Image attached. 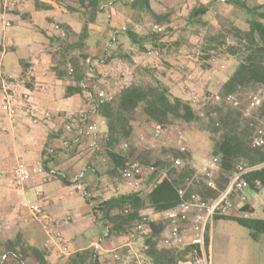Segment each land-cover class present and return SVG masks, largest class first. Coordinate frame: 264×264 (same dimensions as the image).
<instances>
[{
  "label": "crops",
  "instance_id": "obj_1",
  "mask_svg": "<svg viewBox=\"0 0 264 264\" xmlns=\"http://www.w3.org/2000/svg\"><path fill=\"white\" fill-rule=\"evenodd\" d=\"M163 1L173 8V18L168 23V28L171 26L173 29L170 35L156 39L139 32V29L143 31L142 24L139 23L140 20L133 18V10L119 11L117 2L107 11L111 28L110 25L105 27L98 18L92 22L79 20L63 7L60 11L58 5L51 0H41L43 3H38L37 6L35 3L23 5L21 9L25 10L26 15L12 19L16 24L11 27H5L0 21V62L4 83H0L1 263L5 261V264H38L30 251L25 255L23 262L18 261L15 255L7 253V243L20 237V242L25 246L34 245L46 250L49 264H67L70 257L84 250L94 251L99 264H117L113 256L115 250L121 248L130 249L135 253L132 264H153L142 251V238L131 239L129 233L113 234L110 232L113 224L93 216L88 201L91 197L107 199L134 190L121 180L120 189L116 192L113 181L118 175L112 176V171L99 164L102 150L89 147L78 138L76 131L65 130L67 123L80 120L82 114L89 112L93 113V118L101 125V140L107 135L106 119L93 112L89 92L77 90L82 83L80 78L85 76L88 81L91 77L97 79L98 72L111 71V62L118 59L123 62L127 58L131 63H137L143 72L154 73L159 70L165 85L174 95L181 98L189 99L191 88L195 86L194 82L209 89L217 85L214 91L219 92L241 60L239 55L226 51V46L225 57L218 60H213L211 56L207 60L200 59L199 55L190 50V47H200L201 40L197 36L199 26L205 28L208 34L211 28L220 27V16L212 17V14L217 13L218 5L221 6V16L228 12L227 16L230 18H234L232 15H245V10L236 4L237 1L245 2L251 7L261 5L264 10V0H227L228 3H213L210 0H152L153 10L162 18ZM2 5L3 0H0V9ZM200 7L207 8V12L194 17L193 9ZM226 18L221 17L222 20ZM57 21L73 33L70 39L65 31L59 30ZM261 21L264 23V19ZM86 24L87 34L85 39L81 40V33ZM113 26L117 30L114 31ZM129 26L136 28L132 31L138 35L137 39L141 40L148 50L152 49V53L141 50L132 37L121 33ZM116 36L120 38L119 42L112 41ZM62 40L73 45L76 50L65 49L63 45L57 46ZM120 52L127 53V56L120 55ZM214 61L218 64V71L213 69ZM204 62L207 64L204 65ZM4 89L27 94L28 98L21 101L16 114L8 111L3 103ZM46 113L51 114V120H39ZM208 145L202 150L193 145L188 147L192 150L194 159L198 161H194L195 167L210 164L211 156L204 153L205 150L209 151ZM20 163H25L31 169L42 165L44 169L43 173L33 172L24 189L17 188L13 183V170ZM78 176L87 184L86 190L74 185V178ZM150 185L148 180L144 181L141 193L149 192ZM38 191L46 198L45 211L58 220L55 227L65 238L62 246L49 243V233L41 220L22 205L25 200L36 201ZM246 194V204L238 197H232L234 214L228 216L264 218V187L258 191L248 189ZM244 205H249L247 210H243ZM142 214L150 220L165 222L162 235L165 240L171 238L172 226L163 213L147 208L142 210ZM66 219L69 221L66 222ZM227 219L237 222L231 218L213 217L208 224V252L211 264H215L214 257L212 261L213 226L216 222ZM240 230L241 228H236L237 233H240ZM149 231V227L144 225V234ZM196 231L194 215L191 214L179 227L182 241L172 239L171 242L184 249L190 245ZM252 239L249 229L243 237L225 242L223 249L227 252L219 264H264V254L250 251L253 246ZM188 261L189 259L185 262Z\"/></svg>",
  "mask_w": 264,
  "mask_h": 264
},
{
  "label": "trees",
  "instance_id": "obj_2",
  "mask_svg": "<svg viewBox=\"0 0 264 264\" xmlns=\"http://www.w3.org/2000/svg\"><path fill=\"white\" fill-rule=\"evenodd\" d=\"M102 1L104 0H79L81 4L79 11L89 17V22L95 21L97 14L105 11V7L101 5ZM115 2L117 0H111L110 4ZM226 2L228 3L227 0ZM236 4L247 13L249 29L247 31L239 29L238 44L229 45L226 51L239 55L241 61L221 90L206 97L200 109H197L189 99L174 95L161 81L147 84L132 83L113 92V101L95 103L91 100L90 94H94L95 90L99 89L92 86L95 85L96 78L91 77L90 81H86L85 76L80 78L82 83L77 89L78 92L88 91L93 112L106 119L107 135L103 145L106 155L113 164L112 174L118 175L119 169L133 160L139 161L143 167L153 168L152 173L147 175L149 183L153 184L149 192L142 194L133 191L107 199L91 197L88 201L93 216L95 219L106 220L109 224H113L110 228L113 234H128L137 223L147 225L150 229L149 233L136 237L137 240L142 238V251L153 264L185 262L196 246L188 245L183 249L175 244H166L162 235L166 223L148 219V216L142 214V210L152 208L155 212L163 213L176 207L182 201L180 191L187 186L189 179H192V183L188 188V195L195 192L205 199H214L228 186L239 165L257 167L245 175L249 189L258 191L264 187V144H255V132L259 128H264V23L261 21L264 19V10L261 5L251 7L239 1ZM127 5L133 10L134 19L139 20L138 17L142 15H151L155 17L156 24L161 25L160 20L164 17L155 13L152 0H130ZM205 12L207 8L200 7L193 9L192 15L196 17ZM87 29L86 24L81 33V40L85 39ZM121 33L132 37L141 50H147L130 26ZM160 34L154 33L153 37L161 38ZM210 38L214 41L218 40L213 35H210ZM211 39L208 44H211ZM112 41L119 42L120 38L116 36ZM226 44L225 41H219L217 45L225 49ZM209 47L207 54L210 57V51L217 50V47L211 45ZM119 54L127 56V53ZM260 89L262 101L256 107H250V101L248 106L242 102L235 106L228 100L231 95H237L241 100L242 94ZM140 116L148 124H160L164 129L167 127L188 129L194 126L199 131L203 130L207 139L205 145L209 144V155L211 158L219 159V166L211 177L216 183V189L208 185L205 176L197 175L194 154L188 148L184 150L173 148V158L168 157V165L166 161L161 160L150 163L148 152H141L139 147L130 142ZM122 143L126 152L119 149ZM177 158L182 159L180 166L175 164ZM163 167H166V170H163ZM248 207L249 205H244L243 210H247ZM215 218L236 220L251 229L254 239L264 234V218L228 215H216ZM208 244L207 227V248ZM7 245V253L15 255L20 262H23L25 255L30 251L38 264H49L46 250L34 245L25 246L20 242V237L9 241ZM3 262L0 264H5V261ZM67 264H99V261L94 251L84 250L70 257Z\"/></svg>",
  "mask_w": 264,
  "mask_h": 264
},
{
  "label": "built area",
  "instance_id": "obj_3",
  "mask_svg": "<svg viewBox=\"0 0 264 264\" xmlns=\"http://www.w3.org/2000/svg\"><path fill=\"white\" fill-rule=\"evenodd\" d=\"M213 3H225L226 0H210ZM5 8L0 10V20L3 22L5 27H11V22L5 18ZM154 31L157 33H164L165 28L162 25L155 24ZM203 39L199 44H203ZM200 45V47H201ZM200 47H190V50L197 55H202ZM152 53V51H149ZM211 57L214 59L216 56V50L210 51ZM1 62H0V83H3V76L1 75ZM5 90V89H4ZM91 100L95 103L103 104L114 100V94L107 92L103 89H96L94 94H90ZM27 94L21 91H4L3 103L8 111L12 114H16L19 110V105L22 100H26ZM196 98V97H195ZM194 98V100H195ZM220 99V97H217ZM228 100L235 106L240 104V99L237 95H231ZM250 107H256L261 104L262 96L258 92L250 96ZM40 118V117H37ZM52 118L51 114H44L39 120L42 122H48ZM65 130L68 132L76 131L78 138L83 140L91 148H99L101 141V125L93 118V113H84L80 117V120L72 121L67 123ZM156 135H161L164 128L160 124H156L154 128ZM255 144H264V128H259L255 132ZM179 148L181 150L186 149L184 143V137H179ZM175 164L180 166L182 159L177 158ZM219 166V159L217 157L211 158L210 164L201 166L197 169V175L201 174L208 180V185L211 188L216 189V183L211 179L213 171ZM257 167H246L239 165L237 170L233 173L230 183L222 191L218 197L214 199H205L200 194L195 192L188 193V188L192 183V179L188 180L187 186L180 191L182 201L179 205L174 208L165 210L163 212L164 217L169 221L172 226L171 238H167L165 243L172 244L171 240L174 239L178 242L182 241V236L179 232V227L187 221L191 214L194 215V221L196 223V235L191 241L190 245L196 247L192 250L191 256L188 262H181L180 264H211L208 248L206 247V232L209 222L216 215H229L230 212L235 208L232 197L236 196L240 199L243 204L248 202V196L246 191L250 188L245 175ZM153 168L143 167L139 161H130L127 165L119 169V174L113 181V186L116 187V192L119 191L121 186V180L125 182L126 186L132 188L137 192H142L144 188V181L148 180L147 175L152 173ZM33 172L43 173L44 169L42 165H38L34 169L29 168L25 163H20L13 170V183L19 189H24L25 185L31 178ZM79 189L86 190L88 188L80 177H75L73 181ZM153 184L150 185V189ZM36 201L25 200L23 207L28 209L35 217H37L43 223V226L49 233V243L51 245L62 246L65 243L63 233L56 229L55 223L57 219L51 217L44 209L45 196L42 192H36ZM66 222L69 219L65 220ZM63 221V222H65ZM144 225L137 223L133 229L129 232L131 239L136 236L144 234ZM135 257V253L130 249H117L114 252L113 260L117 264H132Z\"/></svg>",
  "mask_w": 264,
  "mask_h": 264
},
{
  "label": "rangeland",
  "instance_id": "obj_4",
  "mask_svg": "<svg viewBox=\"0 0 264 264\" xmlns=\"http://www.w3.org/2000/svg\"><path fill=\"white\" fill-rule=\"evenodd\" d=\"M51 1L55 2V4L58 5V9L60 11H62L60 8L63 7L64 9L72 13L73 16H75V18H78L79 20L85 21V20H88L89 18L88 16H86L85 14L79 11V9L81 8L80 7L81 4L79 0H51ZM125 1L129 2L130 0H123V1L117 0V5H119L118 6L119 11H122L121 9H124V10L131 9L126 4ZM110 2L111 0L102 1L101 5L104 6L106 10L104 12L98 13L96 18H98V20L105 27H109L110 25V28H111V24H110L111 21L107 14V11H109L111 8ZM31 3H35V5L37 6L38 3H43V2H41V0H3V5H2L3 7L1 9L3 10L5 8V12H6L5 14L7 15V16L5 15L6 19H8L9 17L11 20L10 19L8 20L11 22V25H15L16 22L12 19H15L16 17L18 19L23 18L24 15H26L25 14L26 12L25 10H22L21 7L25 4H31ZM161 7L162 9L164 8L162 10V15L164 18L160 20V23L165 28V33L164 34H160L158 32L157 33L160 34L159 35L160 37H164L166 35H170L173 29L171 28V26H169L170 28H168V23L171 21L170 19L173 18L172 17L173 8L168 6V3L164 1H163V4H161ZM220 8L221 6L218 5L216 7L217 13L212 14V17L220 16V21H221V24H219L220 27L211 28L208 34L205 28L203 29V27L199 26V31L197 33V36L200 38V40L201 38L203 39L202 40L203 44L202 45L200 44L201 45L200 49L203 52V55H199L201 57L200 59L202 60H207L209 58L207 54L210 48L209 45L217 47L216 56L214 59L218 60L219 58L225 57V53H224L225 50L222 49L221 46L217 45L219 44V41L221 42L225 41L227 43L226 47H228L229 45H236L238 44L237 42L240 39L239 35H237L239 33V29L241 31H247L249 29V25L247 22V18H248L247 13L243 12L245 14L244 16L232 15L234 18H230L227 16L228 12H226L225 15L221 16V14L219 13ZM221 17H227V18L225 20H222ZM138 19L143 22L141 23L139 21V23L142 24L141 28L143 29V31L140 29L139 30L137 29V30L141 33L144 32L145 35L147 36L153 37V34L156 33L154 31V25L156 24L155 17L151 15L150 16L142 15L138 17ZM57 24H59V27L62 29L61 30L59 28L60 31H65L66 35L68 34L69 36L67 37L68 39H70V37L73 36L72 32L68 31L67 29L63 27L64 26L63 23L57 21ZM130 28L131 30L136 29L134 26H130ZM112 29L114 31L117 30L116 27ZM122 31L125 32V30H122ZM210 35H213V37H217L218 40L214 41L213 39L210 38L212 41H210L211 44H208V41L210 40L209 39ZM56 45L57 46L63 45L65 49H69L72 51L75 49L73 45L67 43L64 40H62V42L60 43H57ZM66 45H69V46H66ZM150 50L152 49L148 50L147 48V52H149ZM114 62L117 64L114 65L115 64ZM112 63L114 67L112 66V69L110 72L108 73L98 72L99 76L97 77V79L94 80L95 85L91 84L93 87L95 88L97 87L99 89H103L107 92L113 93V92H117L120 88L126 85H129V84H132V83L147 84V83H154L156 81H161L162 83H165L164 80H162L163 77H161V73L159 70H156L157 72L155 71L154 73L145 72V71L143 72L142 70L139 69L140 67L137 66L138 65L137 63L133 64L127 58H126V61L122 62L121 59H118L117 61H113L110 64ZM203 64L206 65L207 62H204ZM213 69L218 71L217 63L213 65ZM196 78H197V75L195 79ZM194 85L195 86H192L191 92L189 93V100L192 101V103L197 109H200L201 107H203V102L205 101L206 97L218 93V91H214L217 85L214 87L212 86L211 89L202 86L203 84L201 85V83L198 84V82H194ZM261 91L262 90L260 89L259 91H252L250 93L242 94V99L240 100V102L248 106L250 96L258 92L262 94ZM138 118L139 119L135 124L134 135L130 142L136 145L137 147H139L141 152H145V153L148 152L150 163H154L158 160H161V161H166L168 165V157H170L171 159L173 158L172 149L179 148V137L180 136L184 137V143H185L186 148L190 147V145H193L199 150L205 149L206 147L205 146V142L207 140L206 133L203 130L199 131V129H197L194 126L188 129L167 127L164 129L161 135H156L154 131L155 124H148L147 122L144 121V119L141 116ZM103 143L104 142L101 140L99 148H98L99 150H102V154H101L102 158L100 159L99 164L101 165V167L106 168L108 171H112L113 164L111 160L108 158V156L106 155ZM119 149L122 150L123 152L127 151L123 143L122 145L119 146ZM206 152L207 151L205 150L204 153L208 154V152L207 153ZM194 161L198 162L196 159H194ZM200 165L196 166V171L199 167H201ZM162 169L166 170V167H163ZM198 175H201V174H198ZM112 176H116V174H112ZM230 214L231 215L234 214L233 210L230 212ZM236 228H241L240 230L241 232L237 233ZM248 230L249 229L246 228L245 226H242L238 222H235L232 220L227 219L224 221L216 222L213 226V231H212L213 238H214L213 240L214 254L212 256V261L214 257V261H215L214 263L219 264V261L224 259V253L227 252V250L223 249V244H225V242L228 243L229 241H232V240L235 241L237 238L243 237V234H245L246 231ZM251 242H253V246L251 248L252 250L250 249L251 253L256 252V254H264V234H260L257 239L253 238ZM254 242L256 243L254 244ZM228 264H231V263L229 262Z\"/></svg>",
  "mask_w": 264,
  "mask_h": 264
}]
</instances>
